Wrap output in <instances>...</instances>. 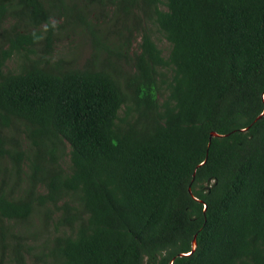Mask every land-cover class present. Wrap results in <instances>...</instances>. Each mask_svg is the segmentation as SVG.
I'll return each instance as SVG.
<instances>
[{"label":"trees","instance_id":"trees-1","mask_svg":"<svg viewBox=\"0 0 264 264\" xmlns=\"http://www.w3.org/2000/svg\"><path fill=\"white\" fill-rule=\"evenodd\" d=\"M172 260L264 264V0H0V264Z\"/></svg>","mask_w":264,"mask_h":264},{"label":"water","instance_id":"water-1","mask_svg":"<svg viewBox=\"0 0 264 264\" xmlns=\"http://www.w3.org/2000/svg\"><path fill=\"white\" fill-rule=\"evenodd\" d=\"M214 136H219V134L217 132H215V131H212L211 138L214 137ZM196 245H197V242H196V239H195L193 241V250L190 253H187V254H191L195 250ZM171 264H173V260L171 261Z\"/></svg>","mask_w":264,"mask_h":264},{"label":"rangeland","instance_id":"rangeland-1","mask_svg":"<svg viewBox=\"0 0 264 264\" xmlns=\"http://www.w3.org/2000/svg\"><path fill=\"white\" fill-rule=\"evenodd\" d=\"M87 42H83V40H80V44L81 45H85ZM88 47V46H87ZM11 65H13V62L10 63Z\"/></svg>","mask_w":264,"mask_h":264}]
</instances>
